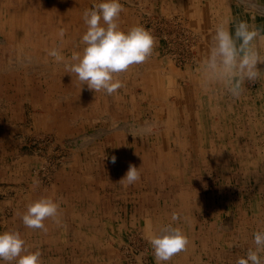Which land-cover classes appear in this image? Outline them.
<instances>
[{"label": "rangeland", "instance_id": "1", "mask_svg": "<svg viewBox=\"0 0 264 264\" xmlns=\"http://www.w3.org/2000/svg\"><path fill=\"white\" fill-rule=\"evenodd\" d=\"M98 2L0 0L4 30L17 34L11 46L0 33V232L48 246L42 264H138L141 253L140 264H157L146 233L172 224L189 244L163 264L236 263L225 256L244 244L248 211L264 230V64L239 99L202 93L196 69L222 20L233 32L243 20L264 34V0H120V28L142 25L155 46L116 74L113 94L90 90L48 55L82 54L83 13ZM258 47L264 55V41ZM130 166L139 169L135 184L121 181ZM44 196L59 198L61 223L27 228L28 204Z\"/></svg>", "mask_w": 264, "mask_h": 264}, {"label": "clouds", "instance_id": "2", "mask_svg": "<svg viewBox=\"0 0 264 264\" xmlns=\"http://www.w3.org/2000/svg\"><path fill=\"white\" fill-rule=\"evenodd\" d=\"M123 11L120 0H99L91 9L83 13L87 30L81 38L84 45L82 54L75 53L66 60L59 48H52L48 55L62 63L67 73L87 84L90 90L115 93L122 87L116 74L126 72L130 66L145 62L153 52L154 36L142 25L122 30L118 18ZM230 19H224L215 26L214 34L205 57L197 64L198 86L202 93L224 90L230 97L239 99L243 94L245 81L257 80L261 70L258 64H264V55L258 47L264 41V34L247 21H239L232 31ZM61 39L64 31L58 33ZM151 125L142 128L150 133ZM116 162V157H112ZM87 179H92L88 177ZM140 179L139 169L130 166L121 181L133 184ZM120 181V182H121ZM60 205L51 196L41 197L27 206L22 216L23 224L31 229H44V221L51 218L57 224L60 220ZM171 219H178L173 213ZM151 245L157 264H163L175 254L185 250L189 244L183 230L172 224L164 225L159 231L149 230L145 237ZM254 247L247 250L245 256L237 259L236 264H264V230L253 234ZM143 253L136 259L138 264ZM42 264L39 251H27L26 242L18 231L0 232V264Z\"/></svg>", "mask_w": 264, "mask_h": 264}, {"label": "bare ground", "instance_id": "3", "mask_svg": "<svg viewBox=\"0 0 264 264\" xmlns=\"http://www.w3.org/2000/svg\"><path fill=\"white\" fill-rule=\"evenodd\" d=\"M126 1V0H125ZM132 1H134V0H132ZM139 1V0H138ZM31 3V2H30ZM42 3V2H41ZM93 3V2H92ZM93 5V4H92ZM4 6H5V4H4ZM37 6V5H36ZM24 7V6H23ZM34 7V6H33ZM35 8V7H34ZM26 9V8H25ZM11 10V9H10ZM128 10V9H127ZM36 11V10H35ZM231 12H233L232 10H231ZM79 12H74V10H72V11H68L67 12V15L68 14H70L69 16H71L70 17V21H71V23H75V18H79L80 17V15H77ZM4 14V13H3ZM2 14V15H3ZM237 14V13H236ZM9 16V15H8ZM243 17L245 18V16L243 15ZM14 18H15V16H14ZM21 18V17H20ZM81 18V17H80ZM238 19V18H237ZM38 20V19H37ZM5 21V20H4ZM239 22V21H238ZM7 24V23H6ZM16 26V25H15ZM85 26H87L86 24H85ZM4 26H3V24H2V21H0V33H5V31L6 30H4ZM21 30V29H20ZM129 30V29H128ZM7 33H6V40L11 44V46H13L14 45V43L16 42V39H15V36H17V34H13L14 33V29H12V27L11 28H9V30H7L6 31ZM20 35V34H19ZM31 39V38H30ZM75 39V38H74ZM21 42H23V43H27V41H26V38H21V40H20ZM61 45H63V44H61ZM39 46H40V44H39ZM30 47V46H29ZM63 47V46H62ZM168 47V46H167ZM208 48V47H207ZM18 51L19 52H21V53H23L22 51V49H18ZM62 51V50H61ZM45 54V53H44ZM43 54V55H44ZM64 54V53H63ZM72 54V53H71ZM18 58V57H17ZM27 58V57H26ZM31 58V57H30ZM29 58V59H30ZM16 59V58H15ZM19 59V58H18ZM23 60H27V59H23ZM31 62H32V60H30ZM17 63V62H16ZM41 64V63H40ZM168 65V64H167ZM16 66V65H15ZM145 66V65H144ZM18 67V66H17ZM141 67V66H140ZM164 68V67H163ZM166 68H168V67H166ZM165 69V68H164ZM43 71V70H42ZM170 71H172V70H170ZM43 73V72H42ZM47 73V72H46ZM141 73V72H140ZM170 73V72H169ZM48 74V73H47ZM151 74V73H150ZM166 74V73H165ZM171 74H172V72H171ZM176 74V73H175ZM50 75V74H49ZM44 76H45V74H44ZM173 76V75H172ZM175 76V75H174ZM121 77V76H120ZM170 77V76H169ZM178 77V76H177ZM152 78V77H151ZM168 78V77H167ZM123 79V78H122ZM156 80V79H155ZM28 81V80H27ZM171 81V80H170ZM165 82V81H164ZM162 83V82H161ZM165 94V93H164ZM174 97V96H173ZM164 99V98H163ZM129 104V103H128ZM165 104V103H164ZM100 109V108H99ZM98 111V110H97ZM179 113H180V111H179ZM247 117V116H246ZM121 120V119H120ZM122 123H124V122H122ZM131 123V122H130ZM148 123V122H147ZM151 123V122H150ZM240 123V122H239ZM126 124V123H125ZM123 125V124H122ZM129 125V124H128ZM141 125V124H140ZM152 125V124H151ZM119 126H121V124L119 125ZM135 126V125H134ZM137 127V126H136ZM144 127V126H143ZM155 127V126H154ZM160 127V126H159ZM255 127V126H254ZM139 128V127H138ZM158 130V129H157ZM100 131V130H99ZM111 131V130H110ZM154 131V130H153ZM87 132V131H86ZM152 132V131H151ZM109 133V132H108ZM94 134V133H93ZM103 134V133H102ZM100 135V134H99ZM104 135V134H103ZM154 135V134H153ZM109 139V138H108ZM116 145V144H115ZM114 145V146H115ZM114 149V148H113ZM127 149V148H126ZM125 149V150H126ZM166 154H169V153H166ZM171 154V153H170ZM239 154V153H238ZM113 155V154H112ZM117 157V156H116ZM166 159V162H163V163H165V164H167L171 159H174V156H173V154H171V156H168V158H165ZM111 161V160H110ZM173 162V161H172ZM119 165H121L122 166V162H120V163H118ZM172 164V163H171ZM175 165V164H174ZM115 166H116V164H115ZM123 167V166H122ZM176 167V166H175ZM126 168V169H125ZM124 169L125 170H127V165H126V167H125ZM153 167H140V169H144V170H147V169H152ZM173 173H175V170L174 169H170ZM147 178H149V177H147ZM184 178V180H182L181 179V177H178L177 179L179 180V181H184V183L185 182H188V179H186L185 177H183ZM171 181H174L173 179H171ZM136 182H138V181H136ZM135 182V183H136ZM134 183V184H135ZM16 185V184H15ZM10 186H12V185H10ZM15 189V188H14ZM19 189V188H18ZM17 190V189H16ZM27 193V192H26ZM178 196V195H177ZM34 202V201H33ZM189 211H190V209H189ZM100 213V212H99ZM200 214V213H199ZM108 219V218H107ZM110 219H111V217H110ZM200 220V219H199ZM144 221V220H143ZM190 222H191V220H190ZM192 223V222H191ZM204 223V222H203ZM4 225V224H3ZM192 225V224H191ZM106 227V226H105ZM138 229V228H137ZM203 229V228H202ZM106 230H107V228H106ZM105 230V231H106ZM207 230V229H206ZM140 233V232H139ZM114 236V235H113ZM142 236V235H141ZM66 238V237H65ZM73 238V237H72ZM111 238V237H110ZM105 240V239H104ZM88 241V240H87ZM106 242V241H105ZM190 247V246H189ZM112 248V247H111ZM114 248V247H113ZM191 249V248H190ZM102 252V251H101ZM104 252V251H103ZM109 253V252H108ZM221 253V252H220ZM85 254V253H84ZM82 255H80V257H81ZM97 256V255H96ZM95 256V257H96ZM85 257V256H84ZM92 258V257H91ZM103 258V257H102Z\"/></svg>", "mask_w": 264, "mask_h": 264}, {"label": "crops", "instance_id": "4", "mask_svg": "<svg viewBox=\"0 0 264 264\" xmlns=\"http://www.w3.org/2000/svg\"><path fill=\"white\" fill-rule=\"evenodd\" d=\"M57 202L59 203V198L57 200ZM254 204V202H253ZM254 211H255V207H254ZM247 216H248V223H249V228H247V237H245V240H243L244 244H241L239 243L238 246H240V248L238 249H235L233 252H232V255L230 253V255H226L225 257H230L231 259H235V262L237 261V259L241 256H245L246 253H247V250L248 248L250 247H254V243H253V234L256 232L255 230V225H256V218H255V212L254 214L252 215L250 213V211H248L247 213ZM73 217L75 218V214H73ZM87 218V217H85ZM235 225H238V224H235ZM235 227H238V226H235ZM255 231V232H254ZM236 232V231H234ZM234 232H232L231 230V233H228L226 232V234H235ZM52 247V246H51ZM247 247V248H246ZM52 249L56 250V251H62V249L58 246V243H56L55 247H52ZM26 250L27 251H48V246L46 248H36L35 246L32 245V241H30V245L27 244L26 246ZM8 262H5V264H7ZM9 264H14V261L13 262H9ZM202 264V263H201ZM227 264V263H226ZM231 264V263H230ZM236 264V263H234Z\"/></svg>", "mask_w": 264, "mask_h": 264}]
</instances>
